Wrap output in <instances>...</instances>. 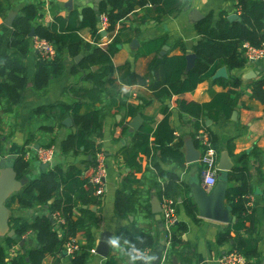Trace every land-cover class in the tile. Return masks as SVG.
I'll list each match as a JSON object with an SVG mask.
<instances>
[{
    "label": "crops",
    "instance_id": "0c3cea01",
    "mask_svg": "<svg viewBox=\"0 0 264 264\" xmlns=\"http://www.w3.org/2000/svg\"><path fill=\"white\" fill-rule=\"evenodd\" d=\"M70 1H72V9L67 6ZM183 1L178 12L159 20L155 19L154 13H149L146 21H141L140 18L151 7L137 9L114 31H106L102 34V38L97 43L98 47H106L119 35L122 44L113 57L114 66L118 67L129 62L137 74L146 75L155 58L181 55L184 50L187 54L195 53L194 47L202 39L197 26L207 17L212 16L213 26H216L222 16L228 18L232 14H237L238 20H240L237 1ZM2 3L5 12L0 16V56L14 52V48L11 46L13 26H8L6 21L10 14H14L15 22L16 18L22 15L25 6L29 4L37 6L38 17H36L35 25H49L55 14L67 17L73 10L81 12L87 7L95 9L97 7V0H4ZM98 28L100 30V20ZM80 35L85 43L96 44L93 40L92 29L84 28ZM33 41L34 37L31 40L29 52L23 59L28 84L23 92L22 101L14 104L9 112L5 110V107L12 102L3 99L0 104L3 159H6L9 164H14L19 157H23L29 163V175L22 178L27 182L29 179L38 178L42 172L56 166H61L64 170L77 167L86 174L93 168H86L87 162L91 159L89 155L82 150L76 151L75 149L68 153L62 152V142L75 132L64 124L65 119L71 116H67L62 121L57 109L53 110V106L61 103L73 104L77 96L71 92L72 88L92 89L94 82L88 75L90 71L101 70L102 66L94 65L89 69L78 68L77 64L89 54V51L83 48L79 54L82 59L78 63L75 61L77 56L65 55L64 68L59 77L54 78L47 89H38L34 79L38 72L39 60L38 51ZM134 41L137 43L134 44ZM222 67L227 69L226 76L217 75ZM220 68L212 77L199 83L193 92L164 99H157L146 86L121 84L107 85L106 90L102 91L98 97L99 100L95 103L91 98L84 97L83 103L91 104L103 111L102 134L96 138V142L101 145L107 156L105 193L102 197H98L92 188L93 195L100 202L98 206L92 207V209L97 208L99 223L98 226L92 228L95 252H92L87 264H103L111 256L115 257L120 264H130L126 256L111 246L107 257L97 254L96 250L102 243L104 234L118 237L120 230H131L133 227L151 233L158 241L157 249L154 251L156 257L160 259L163 257L166 249L165 231H161L157 218L162 209L163 196H165L163 187L167 183H173L172 175L179 177V181L175 182L176 191H172L174 194L171 197L177 202L179 223L175 227V232L178 239L176 247L168 255L165 264H189V262L190 264H221L220 259L233 251L234 240L229 239L220 243L219 236L221 233L231 230L235 222L224 223L201 217L198 209L192 214L188 205L189 200L194 203L193 199L188 196L190 185L197 180H200L203 185L204 183L201 178L200 163L189 164L186 162V143L192 140L196 148L202 152L198 140L201 129H206L216 141L215 145L219 153L218 165L221 155L226 153L228 163L232 162L233 167L246 168L251 174L249 181L252 193L247 197L252 203L255 226L253 231H241L238 235L257 240L259 259L261 264H264V104L252 96V84L256 80L264 78V58L247 62L241 68L227 66ZM3 78L0 76V81ZM234 80H239L240 86L234 87L231 84ZM124 93L128 94L127 98ZM219 95L230 97V113L221 112L217 120L208 117L200 121L203 127L199 130L197 118L191 116L193 108L196 105L209 103ZM111 97L126 100V104L121 109H117L113 103L110 105ZM146 102L148 104H145ZM143 103L145 106L136 116L129 115V105L137 107ZM165 107L170 113L169 124L159 129L160 142L165 145L164 151L171 148L182 152L184 163L177 162L169 153L165 155L163 149L153 150L149 159L145 156L141 159L143 172L135 174L123 157L124 148L133 145L135 133H130L128 128V132L123 135V123H130L135 117L141 116L143 121L140 127L148 123L155 129L164 118L163 109ZM74 126L77 128L75 123ZM172 136H174L173 139ZM52 146L56 150L54 160L46 170H43L38 161L37 151L39 148ZM242 155H245L243 159H241ZM132 175H137L141 179V183L126 189V193L129 195L134 190L137 193L134 196V202L127 207V214L119 215L116 210L117 193L125 185V179ZM228 183V186H235L241 182L232 180ZM173 185L175 186V184ZM212 189L209 188L208 191L211 192ZM8 208L11 217H21L29 221L47 212L46 206L23 209L20 208L18 202H11ZM160 214L163 220L162 212ZM75 215H79V212L75 211ZM231 216H235L233 212ZM9 229H0V246L6 249L7 260H11L21 251V249L18 251L15 248L16 245L8 246L7 233ZM232 233L235 235L234 232ZM76 239L80 246H85L88 243L85 235L79 234ZM25 246L36 248L38 242L33 235H29L26 237ZM119 246L122 251L126 252L124 245ZM16 250L17 254L15 255ZM53 263L54 257L46 256L42 264ZM63 263L72 264L68 256H63Z\"/></svg>",
    "mask_w": 264,
    "mask_h": 264
},
{
    "label": "trees",
    "instance_id": "16d2710c",
    "mask_svg": "<svg viewBox=\"0 0 264 264\" xmlns=\"http://www.w3.org/2000/svg\"><path fill=\"white\" fill-rule=\"evenodd\" d=\"M3 1L0 0V16L5 12ZM149 1L152 2L153 7L147 9V13L140 18L141 21H146L149 13H154L156 20L172 15L181 9L184 2L183 0H102L98 9L87 7L81 12L73 10L67 17L55 14L49 25H35L36 17H38L37 6L34 4L25 6L22 15H19L13 23L11 46L14 48V52L0 56V76L4 77L0 81V104L3 99L12 102L5 107V110L9 112L14 104L20 103L23 99V92L28 84L23 59L30 49L32 38L29 35L32 30L36 36L50 40L57 50L55 61H38L39 68L34 79L38 89H47L51 81L59 77L64 68L65 55L76 57L83 48L89 51V54L77 64V67L89 69L94 65L102 66L101 70L90 71L88 75L94 82L93 88L84 90L72 88L71 92L77 96L73 104L61 103L53 106V110L57 109L62 121L67 116H71L77 126V131L62 142V152L68 153L72 149L82 150L91 157L86 165V168L89 169L96 164V151L102 150L101 145L96 142V138L102 134L103 111L91 104L83 103L84 97L91 98L95 103L99 100L98 97L102 91L106 90L107 85L117 86V84L146 86L157 99L193 92L199 83L212 77L221 66L243 67L248 62L244 44L260 46L264 40V1L234 0L237 1L239 7L240 20L232 22L222 16L216 26H213L212 16H209L198 23L197 30L202 39L194 47L198 59L195 67L189 73L185 72L187 66L185 50L181 55L155 58L146 75L137 74L129 62L118 67L114 66L113 57L117 54L122 40L117 35L106 47H98L97 43L103 34L98 28L100 16L103 13L108 15L107 31H114L119 22L125 20L137 9L145 8ZM84 28L92 29L95 45L85 43L81 38L80 32ZM231 84L238 87L241 83L239 80H234ZM124 96L127 98L128 94L124 93ZM252 96L264 104V78L256 80L252 84ZM112 103L117 106V109H121L126 104V100L111 97L110 105ZM144 106V103L137 107L129 105V115L136 116ZM230 111V97L219 95L209 103L196 105L191 116L197 118V127L200 130L203 127L200 121L208 117L217 120L221 112L229 114ZM163 113L164 118L155 129L145 123L134 132L133 145L127 146L123 150L125 162L135 171V174L143 172L141 159L143 156L149 159L153 150L163 149L165 155L169 153L177 162L184 163L182 152L171 148L164 151L165 145L160 142L159 129L168 126L170 115L166 107L163 109ZM128 128L129 123H123V135L128 132ZM211 139L216 147V141L212 137ZM2 153V135L0 133V154L2 155ZM244 157L245 155H242L241 159ZM13 166L18 179L29 175V163L23 157H19ZM91 175L92 169L84 174L77 167L64 170L61 166H56L42 172L38 178L29 179L22 189L13 193L7 200V207L11 202H18L20 208L23 209L46 206L47 212L34 217L32 221L21 217L10 218V227L16 235L15 237L7 236L8 246L20 244L29 235L36 238L38 246L27 248L24 245L11 260H7L6 249L0 246V264H42L46 256L54 257L53 264H64L62 253L65 251V244L70 238H77L79 234L85 235L88 243L85 246H80V250L70 260L72 264H87L95 246L92 228L98 226L99 223L98 211L93 210L92 207L100 204L98 198L93 195L90 184ZM250 176L248 169L240 167H233L228 173L229 182L232 180L241 182L238 185L229 186L226 198L227 203L232 206V212L237 217V221L231 230L221 233L219 242L234 240L233 250L236 249L243 253L248 259L247 264H261L257 240L238 235L241 231H253L255 226L253 210L251 213H247L246 203L248 200L245 198L252 193ZM171 181L172 184L167 183L163 187V195L168 197H173L179 177L172 175ZM140 183L141 179L137 175L128 176L125 179V185L117 193L116 210L119 215L127 214V207L134 202V196L137 193L134 190L129 195L126 193V189ZM188 205L194 214L197 207L190 200ZM75 211H78L79 215H75ZM57 212L65 219L64 224H58L55 219L54 222L52 221ZM232 232L235 235H232ZM117 238L119 245L122 244L126 247V252L130 251L131 247H135L145 252L148 251V255H150L151 252L156 251L158 246L157 239L151 233L136 227L131 230H120ZM177 239L174 230L168 255L176 247ZM125 240L128 243H125ZM103 264L120 263L111 256ZM136 264H142V262L137 261Z\"/></svg>",
    "mask_w": 264,
    "mask_h": 264
},
{
    "label": "built area",
    "instance_id": "2783aa9c",
    "mask_svg": "<svg viewBox=\"0 0 264 264\" xmlns=\"http://www.w3.org/2000/svg\"><path fill=\"white\" fill-rule=\"evenodd\" d=\"M146 7H153L152 2H148ZM119 22L117 27H119ZM109 26V19L106 13H103L100 16V32L107 31ZM119 29V28H118ZM34 46L38 51V60L45 62H53L57 56V50L55 45L48 39L34 37ZM244 47L246 49L247 61L263 59L264 58V40L260 46H252L249 43H245ZM198 140L202 147L200 165H201V178L204 185L209 188H214L218 182L220 170L218 168V150L214 146L211 139L210 133L206 129H201V132L198 136ZM56 154L55 147H42L37 151V157L40 163H45L48 166L52 164ZM96 164L92 168V175L90 177L91 187L94 189L95 195L102 197L106 190V177H107V156L105 151L98 150L96 151ZM3 159V156L0 154V163ZM248 200V197H245ZM251 202L248 200L246 207L248 208L247 213L252 212ZM162 216L165 226L164 239L166 243V249L163 257L160 259L158 264H165L168 258V251L172 245L173 234L176 225L179 223L177 202L175 199L163 196L162 201ZM54 219L58 224H64L65 219L57 212L54 215ZM19 251V244L15 246ZM17 250L14 254H17ZM80 250V245L76 238H70L65 244V251H67V256L69 258H74L75 253ZM91 252H95V249H92ZM149 254L148 251H146ZM247 257L239 252L238 250H233L230 253L226 254L220 259L221 264H247Z\"/></svg>",
    "mask_w": 264,
    "mask_h": 264
},
{
    "label": "water",
    "instance_id": "95a60500",
    "mask_svg": "<svg viewBox=\"0 0 264 264\" xmlns=\"http://www.w3.org/2000/svg\"><path fill=\"white\" fill-rule=\"evenodd\" d=\"M102 0H97V7L100 4ZM67 6L72 9V1H70ZM14 14H10L8 16V19L6 23L8 26L12 27L14 22ZM230 21L238 20L237 14H232L228 17ZM106 32V30L103 32V34ZM31 38L35 37V32L32 30V32L29 35ZM137 43V41H134V44ZM164 54V52H163ZM187 58V66L185 69L186 73H189L196 65V61L198 59V56L196 53H189L186 56ZM82 59L81 55H78L75 58V61L78 63ZM218 76H226L227 75V69L225 67H222L217 72ZM143 121V118L141 116H137L133 119L132 122L129 123V132L134 133L136 130L140 128V125ZM64 124L70 128L73 129L74 132L77 131V128L74 126L73 119L71 117H68L65 119ZM227 154L223 153L221 155L220 164L218 165V168L221 172V175H219V181L215 185V187L212 189V191H208L209 189L201 183L200 180H197L196 182L192 183L189 187L190 191L188 193L189 198L193 199L195 206L197 207L200 216L208 219H213L217 221H221L224 223H234L236 222V217L231 216L232 213V207L227 203V190L229 188L228 186V173L233 169V163H228L227 161ZM201 158V151H199L196 146L194 145L192 140H189L186 143V162L187 163H196L199 162ZM41 166L43 170H46L48 165L45 163H41ZM1 171H0V229L8 230L10 228V211L7 207L6 203L9 197L19 191L23 185L27 183L26 179H18L17 172L13 166V164H9L6 159H2L0 163ZM93 210H97V208H93ZM161 211L158 215V221L159 226L161 227V231H165L164 222L161 217ZM54 222V218L52 219ZM107 234V233H106ZM104 234L102 237V243L97 247L96 253L107 257L110 250V245L108 243V240L112 237L111 235ZM8 237H15L16 233L13 229H9L7 233ZM165 244V242H164ZM25 245V240L20 242V246L23 247ZM67 251H63L62 256H67ZM150 256L154 257L153 264H158L160 261V258L156 257L155 252H151ZM29 261V259H28ZM176 263V260H174Z\"/></svg>",
    "mask_w": 264,
    "mask_h": 264
},
{
    "label": "clouds",
    "instance_id": "9594fccd",
    "mask_svg": "<svg viewBox=\"0 0 264 264\" xmlns=\"http://www.w3.org/2000/svg\"><path fill=\"white\" fill-rule=\"evenodd\" d=\"M141 242H143L141 240ZM109 245L116 249L117 251H120L122 255L126 256L128 260L130 261V264H136L137 261L142 262V264H153L154 257L148 255L145 251H142L140 249H137L135 247H131L130 251H122L119 246L118 238L117 237H111L108 240ZM125 243H128L127 240H125Z\"/></svg>",
    "mask_w": 264,
    "mask_h": 264
},
{
    "label": "rangeland",
    "instance_id": "374dc122",
    "mask_svg": "<svg viewBox=\"0 0 264 264\" xmlns=\"http://www.w3.org/2000/svg\"><path fill=\"white\" fill-rule=\"evenodd\" d=\"M39 161V160H38Z\"/></svg>",
    "mask_w": 264,
    "mask_h": 264
}]
</instances>
